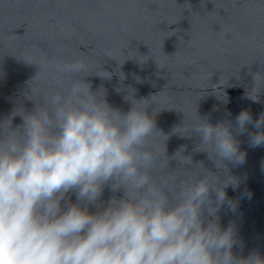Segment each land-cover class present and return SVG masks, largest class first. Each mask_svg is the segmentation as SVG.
<instances>
[{"label":"clouds","instance_id":"obj_1","mask_svg":"<svg viewBox=\"0 0 264 264\" xmlns=\"http://www.w3.org/2000/svg\"><path fill=\"white\" fill-rule=\"evenodd\" d=\"M65 68L87 67L77 59ZM249 74L245 96L259 102L264 68ZM28 99L32 109L0 120V264H264L259 250L243 254L236 224L223 226L220 215L236 212L239 201L227 189L241 183L225 162H246L242 134L251 148L264 146V112L255 119L245 109L235 123L215 124L198 113L191 131L165 134L156 126L161 110L145 103L150 98L137 99L135 88L123 97L126 111L85 78L43 102ZM160 135L163 152L155 143ZM171 135L195 137L193 152L206 153L228 174L220 180L205 170L178 179L168 171L171 161L195 163L187 146L168 155Z\"/></svg>","mask_w":264,"mask_h":264},{"label":"water","instance_id":"obj_2","mask_svg":"<svg viewBox=\"0 0 264 264\" xmlns=\"http://www.w3.org/2000/svg\"><path fill=\"white\" fill-rule=\"evenodd\" d=\"M77 59L86 70L65 68ZM262 68L264 0H0V120L32 109L28 98L43 102L47 93L85 78L94 91L103 85L109 103L125 111L130 104L123 97L135 88L137 99L150 98L145 103L161 110L158 129L186 134L198 113L213 124L235 123L245 109L258 119L264 95L253 102L245 92L253 82L250 69ZM237 139L246 162L225 163L240 178L237 189H227L239 203L234 213L221 210V223L236 224L244 255L264 253V146L251 148L246 134ZM155 143L163 152L165 137ZM195 143V137L170 136L168 155L187 146L195 166L171 161L168 171L183 180L210 170L223 180L227 171L193 152ZM110 195L106 190L104 198Z\"/></svg>","mask_w":264,"mask_h":264}]
</instances>
